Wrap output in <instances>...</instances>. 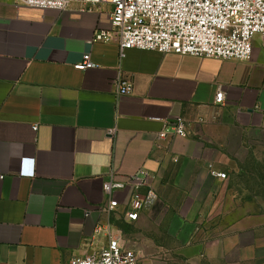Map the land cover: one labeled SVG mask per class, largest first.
<instances>
[{
  "label": "crops",
  "instance_id": "0c3cea01",
  "mask_svg": "<svg viewBox=\"0 0 264 264\" xmlns=\"http://www.w3.org/2000/svg\"><path fill=\"white\" fill-rule=\"evenodd\" d=\"M110 13L0 0V264L97 253L107 244L97 226L119 233L140 264H228L233 250L238 264H264V228L230 223L264 216V46L255 39L245 62L137 49L121 58L115 42L93 41L112 30ZM85 54L96 67L75 70ZM119 75L132 89L116 100ZM174 117L189 136L159 139ZM140 170L154 176L157 201L127 223L132 189L109 213L103 184Z\"/></svg>",
  "mask_w": 264,
  "mask_h": 264
},
{
  "label": "built area",
  "instance_id": "2783aa9c",
  "mask_svg": "<svg viewBox=\"0 0 264 264\" xmlns=\"http://www.w3.org/2000/svg\"><path fill=\"white\" fill-rule=\"evenodd\" d=\"M17 5L31 8L66 11H91L108 5L111 7V31H97L94 42H115L120 57L131 49L154 51L160 54L249 61L253 42L259 39L264 46V0H13ZM89 54L74 65L84 72L95 68ZM131 84L119 75L113 81L112 93L116 100L131 92ZM219 90L217 104L224 101ZM171 129L158 133L159 139L171 136L186 138L189 129L181 117L169 121ZM37 127H34L36 131ZM112 134V132H110ZM221 180L225 173H212ZM154 178L145 170L130 175L125 181H116L111 172L103 184V194L110 199L105 211L116 212L120 206L115 194L132 189L126 205L124 220L136 223L142 214L157 201L151 188ZM4 175L0 171V180ZM95 233L104 234L107 244L97 253L74 257L68 264H140L135 248L125 242L110 226H97Z\"/></svg>",
  "mask_w": 264,
  "mask_h": 264
},
{
  "label": "rangeland",
  "instance_id": "374dc122",
  "mask_svg": "<svg viewBox=\"0 0 264 264\" xmlns=\"http://www.w3.org/2000/svg\"><path fill=\"white\" fill-rule=\"evenodd\" d=\"M260 159H261V162H260L261 166H260V168H258V170H259L260 174L262 175V177L264 178V153H261ZM261 197L264 198V185H263V192H262ZM246 203H247L246 206L243 203L242 204L246 208L247 207L249 208L250 207L249 205H252L253 201H246ZM256 203H257V201H256ZM239 219L244 221V222L243 221L242 222L245 223L244 224L245 226H249L250 227L251 224L255 223V224H258L256 226V228H258V229H261V228L263 229L264 228V216H250V215L242 216V217L230 216V223H232V221H237ZM243 240H244V244H248L249 241H250V233H245L243 235ZM236 253L237 252H235L233 250L232 256L230 257L231 262L228 263V264H238V262L236 260L237 259V254ZM199 264H221V263L203 262V263H199ZM239 264H244V263H239ZM246 264H248V263H246Z\"/></svg>",
  "mask_w": 264,
  "mask_h": 264
}]
</instances>
